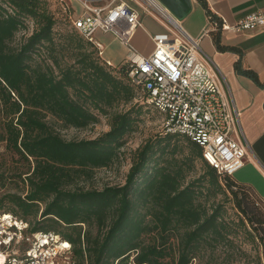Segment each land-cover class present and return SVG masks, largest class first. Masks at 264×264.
I'll list each match as a JSON object with an SVG mask.
<instances>
[{
  "label": "trees",
  "instance_id": "1",
  "mask_svg": "<svg viewBox=\"0 0 264 264\" xmlns=\"http://www.w3.org/2000/svg\"><path fill=\"white\" fill-rule=\"evenodd\" d=\"M67 19L71 30L59 33L48 0H0V142L29 164L20 176L25 192L3 195L0 211L29 221L32 231L60 234L72 244L76 264H194L204 248L232 242L225 202L217 200L229 192L241 215L237 225L249 223L264 253L258 194L219 173L185 135L163 131L147 139L134 151L123 184L79 185L121 159L144 106L133 103L141 98L125 61L108 64L68 12ZM214 40L220 50H238L223 45L219 34ZM245 72L261 83L254 71ZM48 116L76 128L109 116L110 129L67 140ZM198 160L204 172L194 177Z\"/></svg>",
  "mask_w": 264,
  "mask_h": 264
},
{
  "label": "built area",
  "instance_id": "2",
  "mask_svg": "<svg viewBox=\"0 0 264 264\" xmlns=\"http://www.w3.org/2000/svg\"><path fill=\"white\" fill-rule=\"evenodd\" d=\"M84 13L71 16L76 30L104 54L98 32L110 33L127 50L129 78L140 98L163 116L164 132L179 133L202 148L203 159L223 175L233 176L246 162L249 145L241 138V112L224 91L219 69L203 50L201 36L187 32L159 0H79ZM162 22L165 32L153 36L154 49L142 54L133 42L141 11ZM264 26V9L233 26L237 31ZM72 244L54 231H32L30 222L0 211V264H76Z\"/></svg>",
  "mask_w": 264,
  "mask_h": 264
},
{
  "label": "crops",
  "instance_id": "3",
  "mask_svg": "<svg viewBox=\"0 0 264 264\" xmlns=\"http://www.w3.org/2000/svg\"><path fill=\"white\" fill-rule=\"evenodd\" d=\"M215 18L208 13L202 0H191V11L181 20V24L193 36H201L203 50L214 60L219 69L224 91L232 106L241 112V138L249 145L245 165L234 178L252 187L264 202V26L237 31L220 27L219 23L233 26L247 14L264 9V0H204ZM108 1L95 0V6L106 5ZM71 16L84 13L79 0H62ZM141 11V25L138 26L133 42L138 50L150 54L154 49L153 36L165 32L161 21L149 13ZM220 35L221 43L237 48L220 50L214 40ZM106 46L115 43L119 47V57L104 56L112 63L125 61L126 48L110 33L98 32ZM254 71L260 82L247 74Z\"/></svg>",
  "mask_w": 264,
  "mask_h": 264
},
{
  "label": "rangeland",
  "instance_id": "4",
  "mask_svg": "<svg viewBox=\"0 0 264 264\" xmlns=\"http://www.w3.org/2000/svg\"><path fill=\"white\" fill-rule=\"evenodd\" d=\"M49 6L59 19L57 31L59 33L71 30V25L67 19L68 10L62 4V0H48ZM101 41L105 44L103 39ZM105 55L110 57H119V47L115 43H110L104 49ZM124 62V61H123ZM123 62L115 64L121 65ZM139 102L144 106L137 129L127 137V143L122 148L123 156L111 166L96 168L91 177H87L78 181L79 185L86 188L102 189L106 185L123 184L126 180L127 173L131 166V158L134 151L147 139L163 132V116L152 107L141 102V99H134L133 103ZM128 106H120L116 110L126 109ZM109 116H100V122L92 124L87 128H76L65 126L61 121L53 116H48V121L59 131L67 140L72 139H90L96 138L110 129ZM29 164L16 155L14 152L7 150L5 143L0 142V198L6 193L18 192L24 193L25 186L22 178H25L24 172L28 171ZM204 172L202 160L196 163L193 176H199ZM21 174L23 177L21 178ZM229 197L219 194L217 200L221 199L225 202V218L230 224L234 232L229 236L232 242H223L214 249L204 248L202 251L203 258L197 259L194 264H264L263 247L258 238L254 237L252 228L246 221L247 225L238 224L240 213L236 209L231 200V194L227 192ZM256 199L264 207L262 199L255 195ZM214 199L209 200V204ZM209 260V261H208Z\"/></svg>",
  "mask_w": 264,
  "mask_h": 264
},
{
  "label": "water",
  "instance_id": "5",
  "mask_svg": "<svg viewBox=\"0 0 264 264\" xmlns=\"http://www.w3.org/2000/svg\"><path fill=\"white\" fill-rule=\"evenodd\" d=\"M178 19H183L192 8L191 0H159Z\"/></svg>",
  "mask_w": 264,
  "mask_h": 264
}]
</instances>
